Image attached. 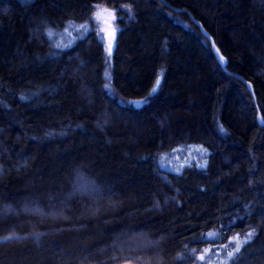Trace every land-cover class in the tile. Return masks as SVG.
I'll list each match as a JSON object with an SVG mask.
<instances>
[{
  "label": "trees",
  "instance_id": "1",
  "mask_svg": "<svg viewBox=\"0 0 264 264\" xmlns=\"http://www.w3.org/2000/svg\"><path fill=\"white\" fill-rule=\"evenodd\" d=\"M257 114L264 0H0V264H264Z\"/></svg>",
  "mask_w": 264,
  "mask_h": 264
},
{
  "label": "snow or ice",
  "instance_id": "2",
  "mask_svg": "<svg viewBox=\"0 0 264 264\" xmlns=\"http://www.w3.org/2000/svg\"><path fill=\"white\" fill-rule=\"evenodd\" d=\"M101 14L102 13L98 11L96 13V18L99 19ZM129 14H131L130 10H129ZM109 15L111 16L112 19H115L114 13H110ZM69 23L71 24V22H69ZM78 27L83 29V28H86V25H79ZM110 35L114 36V31ZM107 51H108V53L110 55L111 51H112V40L111 39H109ZM220 59H221V61H223V57H220ZM105 75L108 76L109 74L106 72ZM159 84H160V80L157 79L156 87H154L152 89L153 92H155L157 90V87L159 86ZM106 87H107V85H106ZM145 99H147V98H145ZM143 102L144 101L142 100V101H137V102H134V103L143 104ZM256 233H257V229L256 228H252L251 230H249L246 233L245 238L243 240H241L239 238V234H237V236L233 237L232 239L235 241V246H234L232 251H229L227 253V261L225 262V264H229V262H231V264H237L238 257H239V255L241 253V249L243 247H245L246 245H248L253 240V238L256 236ZM31 235H34V236H36L38 238L39 236H41L43 234L33 233ZM207 235H208L209 238H212V237L217 236L218 233L217 232H209ZM20 239H22V238L13 233V234H10V235H7V236L0 237V245H3L4 243L11 242L13 240H20ZM222 247H227V246H222ZM193 251H195V250H193ZM208 251H209L208 249H205L206 253ZM199 259L200 260H204L205 257L202 255V256L199 257Z\"/></svg>",
  "mask_w": 264,
  "mask_h": 264
},
{
  "label": "rangeland",
  "instance_id": "3",
  "mask_svg": "<svg viewBox=\"0 0 264 264\" xmlns=\"http://www.w3.org/2000/svg\"><path fill=\"white\" fill-rule=\"evenodd\" d=\"M98 11L102 13L99 19L96 18V13ZM110 13H114L116 19V14L113 8L105 6L100 3H93L91 18L96 22L99 30L102 33L104 39V48L107 53H108L107 49H108L109 39H111L113 43V38H114V36L110 34L113 31L115 34L118 28L115 19H112L111 16L109 15ZM61 36H62L61 33H59L58 38H60Z\"/></svg>",
  "mask_w": 264,
  "mask_h": 264
},
{
  "label": "water",
  "instance_id": "4",
  "mask_svg": "<svg viewBox=\"0 0 264 264\" xmlns=\"http://www.w3.org/2000/svg\"><path fill=\"white\" fill-rule=\"evenodd\" d=\"M194 22L196 24L199 25V28L201 30V32L206 35L208 38H209V35L206 33V31L203 29V27H201V25L199 24L198 20H194ZM210 45H211V49L215 55V57L217 58V61L218 63L221 65V66H224V63H225V58L224 56L219 52L218 48L215 46V44L211 41L210 39ZM220 57H223V61H221ZM246 84H247V87L250 89V83L248 81H246ZM256 119H257V122L259 124H264V120L261 118V116L259 114L256 115ZM113 264H128V263H113Z\"/></svg>",
  "mask_w": 264,
  "mask_h": 264
}]
</instances>
